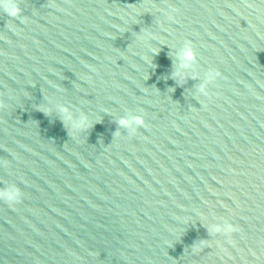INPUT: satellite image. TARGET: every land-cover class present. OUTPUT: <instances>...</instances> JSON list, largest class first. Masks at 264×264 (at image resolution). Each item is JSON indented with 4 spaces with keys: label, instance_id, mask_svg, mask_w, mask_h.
<instances>
[{
    "label": "water",
    "instance_id": "obj_1",
    "mask_svg": "<svg viewBox=\"0 0 264 264\" xmlns=\"http://www.w3.org/2000/svg\"><path fill=\"white\" fill-rule=\"evenodd\" d=\"M15 3L0 264H264V0Z\"/></svg>",
    "mask_w": 264,
    "mask_h": 264
},
{
    "label": "clouds",
    "instance_id": "obj_2",
    "mask_svg": "<svg viewBox=\"0 0 264 264\" xmlns=\"http://www.w3.org/2000/svg\"><path fill=\"white\" fill-rule=\"evenodd\" d=\"M0 9L3 10L4 13H6L9 17L12 18H17L21 14V10L18 6V4L15 3V0H0ZM195 59V52L189 47L184 50L183 54V60H184V65L182 66H187L190 64L192 61ZM219 75V73H211L209 75V80L214 81L216 77ZM201 91L205 92V88L202 86ZM206 94V93H205ZM65 113H67V109H62ZM87 121L85 118H82L76 127H81L86 125ZM119 124L121 127H126L130 128L133 125L136 127H141L144 125V121L141 117H133L132 119H121L119 121ZM0 199H5L6 201L10 203H17L19 199V193L18 191L13 193V192H0ZM214 233H219V234H224V235H230L231 233L235 232L236 229L232 225H224V226H219V227H214L212 229Z\"/></svg>",
    "mask_w": 264,
    "mask_h": 264
}]
</instances>
